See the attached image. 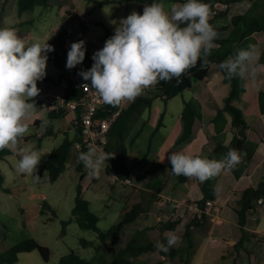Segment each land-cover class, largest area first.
I'll use <instances>...</instances> for the list:
<instances>
[{
  "label": "crops",
  "instance_id": "1",
  "mask_svg": "<svg viewBox=\"0 0 264 264\" xmlns=\"http://www.w3.org/2000/svg\"><path fill=\"white\" fill-rule=\"evenodd\" d=\"M99 1L102 0H62V3H60L61 0H57L55 4L42 5L48 7L51 15L55 9L51 7L60 3L58 11L56 12L59 19L56 22L57 17H54V20L52 21L54 23L56 22V24L50 28V32L46 31L45 27L42 31L43 35L39 37L40 41H45L51 33L57 34L58 39L56 43L58 46V40L62 31L65 30L68 17L70 14H75L78 18L77 36L78 38L81 36V30L83 26L86 25L88 28L86 33L89 40L88 45L91 55L93 56V47L98 46L99 43H102L103 45L100 46L101 49L104 47L105 42L108 39V29L112 35H114L115 27L119 25V22L132 12H137V10L142 7L140 0H127L122 3L113 2L105 4H101ZM245 1H247L248 6L247 9L242 12L237 11L238 9L232 10V7L236 5V3H233L230 5V14L227 17L214 19V14H210L209 22L213 27L229 26L228 30L217 32L218 38L223 39L231 33H236V29H234V26L231 23L233 15L246 13L247 11L252 12L253 14L264 13V0H243L237 3L240 4ZM4 2H8V0H3V5ZM165 2H172L173 4L185 3L174 0H161L159 3L163 4L165 11L169 12L170 6L165 5ZM224 6L225 5L221 3L217 4V10L227 8V5L226 7ZM82 17H86V20H82ZM32 21L33 18H30L23 20L22 23L25 24ZM112 21H116V24H112ZM24 35L25 37L29 36L28 38L34 36L31 30L26 31ZM214 43L216 46H219L218 43ZM244 45L247 47L249 45H254L256 50L260 53L259 64L264 65V63L261 62V56L264 50V33H253L246 38L242 48ZM54 51H56V49ZM50 54L51 52L47 55L49 56ZM70 74H72V71ZM223 78L224 76L219 69V66L217 64H212L207 79L196 85L194 83L191 87H194V89L197 87V89L192 90L193 92H191L190 97L188 94H185L186 91L181 94L183 97V105L179 109V116L175 121V131L173 130L174 135L170 139L162 133L161 128L165 125L164 120L161 128L156 131L158 122L155 124V115H153L151 122H149L148 118L145 120L147 111L134 127L131 136L128 139V144L130 146L129 165L132 169L131 176L134 178L136 184L132 185L133 190L128 193L127 210L131 208L132 203L139 202L144 204L148 210L146 209L136 220L140 224L139 227L126 232V236L124 237L126 241L120 246V248L127 244L137 230L152 226H158L159 228L162 221L177 219L180 223L176 230H166L164 233L166 235L178 236L179 243L177 246L183 244L184 241L182 235L186 229V224L191 222L194 218L189 203L197 202V200L203 197L202 182L195 178L182 183H177L174 179H169V181L163 185V182L161 181H164V174L167 173V171L164 169H158L157 167L158 165L169 163L168 156L173 152L184 151L195 156H205L203 155L205 151L208 150L209 153L216 147L217 144L211 147V140L223 135V133L217 132L213 118L215 117L218 108L224 106L225 97L230 91L228 88L230 85L224 82ZM250 80L251 81L247 82V91L249 95L236 100L239 101L236 106L242 109L250 126L247 130L249 136L247 147L252 154V159L245 173L238 178L231 169H224L220 175L215 177V186L218 191V196L214 199L215 205L212 213L207 214L206 218L202 219L198 225H192L191 227V237L193 240L192 249L185 250L183 253L181 252V254L175 258L161 255L158 250L149 251L134 258L136 262H146L149 264H195L193 263L192 253L201 246L202 250L198 254L200 259L196 264H264V240L260 238V235L264 232V202H262L260 207L259 204L256 210L249 215L245 227L248 236L239 249L236 247L243 235L236 211L238 208V200L247 187L257 186L264 179V114L261 112L259 102V93L261 90L264 91V68L260 70L255 79ZM64 87L65 84L63 86H58L52 81L42 79L40 93L44 91L64 89ZM144 92H146V90H144ZM193 97H197L201 100L203 104V117L196 121L192 136L183 143L178 144L177 141L181 137L184 129L182 112L185 100ZM173 98L167 101L168 106L171 104ZM37 107L41 108L42 111L46 110L49 113V110L43 109L40 105H37ZM163 112L165 119L167 108H165L161 114ZM67 115L70 117V125L67 128H64L62 132L65 135L69 134V131H75L76 133V126L73 123L76 116L73 112H69ZM227 117L229 122L227 125L228 134L226 143H229L233 137V128H231L232 115L227 112ZM33 123L37 126L43 124L40 114L35 116ZM38 136H42V134H38ZM134 137L135 140L132 143V138ZM139 140L142 141V146L138 148L137 143ZM74 149L76 148L74 147ZM133 152H135V157L132 158L131 156ZM75 171L77 172L76 166ZM162 185L164 188L160 190V186ZM1 187L2 189H6L5 185ZM155 232L159 233V229L152 233L155 234ZM122 237L123 236L120 235L118 238L121 239ZM154 239L157 240L156 234ZM238 250H240V252ZM229 259H232V261Z\"/></svg>",
  "mask_w": 264,
  "mask_h": 264
},
{
  "label": "clouds",
  "instance_id": "2",
  "mask_svg": "<svg viewBox=\"0 0 264 264\" xmlns=\"http://www.w3.org/2000/svg\"><path fill=\"white\" fill-rule=\"evenodd\" d=\"M210 9L202 0H187L170 5V12L160 3L146 5L143 14L132 12L115 27L102 49L93 54V65L80 70L79 75L113 107L132 102L145 89L157 83L180 78L194 68L202 58V66L216 46L218 33L209 22ZM116 24V21H112ZM54 46L45 42L27 45L15 30L0 28V150L5 148L20 155L16 166L19 174L41 180L38 166L43 155L36 149L23 147L20 141L28 132L27 121L35 105L30 102L40 93L37 82L46 76L48 55ZM85 41L73 42L67 55L66 67L71 69L85 59ZM254 45L240 48L234 56L220 63L228 79H255L264 65ZM115 154L90 146L80 152L78 160L89 177L98 178ZM172 173L205 182L235 168L242 156L230 149L222 160L202 158L184 151L168 156ZM45 171L44 176L46 177ZM179 237L168 235L158 241V251L167 253L177 246Z\"/></svg>",
  "mask_w": 264,
  "mask_h": 264
},
{
  "label": "trees",
  "instance_id": "3",
  "mask_svg": "<svg viewBox=\"0 0 264 264\" xmlns=\"http://www.w3.org/2000/svg\"><path fill=\"white\" fill-rule=\"evenodd\" d=\"M57 0H18V11L19 15L22 16L25 12H33L39 5H50L55 4ZM127 0H102L99 1L101 4L113 3V2H125ZM161 0H140L142 7L137 10L140 14H143L144 7L152 3H159ZM180 2H187V0H174ZM243 0H202L206 3L210 9V14H214L213 18L218 19L222 17H227L230 14V5L233 3L241 2ZM222 3L227 5V8L217 10V4ZM231 23L236 29V33H231L229 36L221 39L217 38L214 42L218 43L219 46H215L212 50L210 56L207 57L208 64L202 66L203 58L197 62L196 66L190 69L185 75L180 78V82L177 83L175 79L169 82L161 81L157 83L153 88L146 89V92H143L142 95L138 96L132 102H125L122 106L113 107L111 105L105 104L100 110L98 117H106L121 106L122 109L113 122L109 132H108V143H107V152L115 154L114 158L110 159L108 162V167L106 168L108 173L116 171L120 177L124 178L130 176L132 173L131 166L129 165V151L130 146L128 144V139L131 136V133L142 118L143 114L147 110H151L154 105V102L157 98L162 97L165 102L173 97L182 94L187 89L191 88L194 83H201L207 79L210 74V66L212 64H217L219 69L223 73L224 82L230 85L229 94L225 97V104L223 107L218 108L213 122L215 124L216 130L218 133H223L227 131V125L229 119L227 117V112L232 115V127L233 128V137L229 143H226V140L218 142L216 147L210 151L205 156H200L202 158L214 159L216 160L218 156L226 157V154L230 149H235L242 156V162L238 164L235 168L231 170L235 175L240 178L246 171L251 159L252 154L249 152L247 147L248 134L247 130L249 129L248 121L245 118L244 112L238 106H236L235 101L243 97L244 92L247 90V79L241 80L240 78L228 79L224 71L220 68V63L228 59L231 56H234L236 51L242 48L243 43L246 38L252 35L255 32L264 33V13L253 14L252 12L247 11L246 13H238L232 16ZM217 32H222L228 30L229 26L214 27ZM87 26H83L81 30V36L78 38V41H85V61L88 64V69H90L94 63L92 55L89 49V40L87 38ZM65 30L62 31L60 38L58 40V49L51 53L48 56V60H53L59 68L66 67V61L63 53V39H64ZM112 33L108 29L107 37L110 38ZM261 62L264 63V50L261 56ZM45 80L52 81L58 86L65 84V94L69 99H80L83 97V90L77 86L73 74L65 75L61 73L59 76H54L51 74H46L44 77ZM34 104L39 105L35 102V98L32 100ZM259 102L261 112L264 114V91L261 90L259 93ZM69 113L67 109L60 110H50L49 116L52 119L60 118L66 116ZM203 117V104L201 100L197 97L185 100L184 109L182 112V118L184 123V129L181 137L177 141L178 144L183 143L194 133V127L198 119ZM79 114L74 120L76 126V133L74 136L67 134L65 139L61 144L54 147L48 156L45 159L38 172L48 171L49 181L55 182L61 174L67 169L69 159L74 150V144L77 140L81 139V126L79 124ZM164 112L161 114L160 119L157 124L158 131L163 125ZM37 124V123H36ZM55 125L53 122H50L46 134H55L54 131ZM44 133V135H46ZM44 135L39 137V144H42ZM35 135L24 136L25 141H29ZM135 137L132 138V143L134 142ZM88 149L77 151V164L76 169L80 174L81 181L84 180L86 176L84 165L78 160V155L80 152H86ZM14 152L5 148L0 150V159L4 160L10 154ZM158 169H164L167 171L165 173V179L163 185L169 179H174L177 183L187 182L190 179L181 175L176 176L172 173L171 164H161L158 165ZM170 169V170H168ZM215 177L211 178L205 182H202L203 197L197 200L198 204L201 207L206 206L208 199H216L218 196V191L215 186ZM5 175L0 169V185L4 186ZM160 186V190L164 186ZM84 185L82 182L78 185V194L76 197V204L73 208V216L64 221V231L66 230L67 225L75 220L78 224L84 229H93L98 233V237L101 241H106L109 238L117 239L120 237L125 226L133 223L138 219V217L148 208L142 203H132L131 208L126 211L124 217L117 223L113 224L108 230H102L98 226L100 216L91 209V201L83 196ZM264 202V179L257 186L247 187L241 194V197L238 200V208L236 209L238 215V221L243 231L242 238L240 242L236 245L239 249L245 239L247 238L246 225L248 222L249 215L251 212L256 210L257 206ZM44 209H52L51 204L45 203ZM207 214H203L201 217H194L191 222L186 224V229L183 232V244L180 246H175L171 248L167 253L159 251L161 255H164L169 258H175L185 250H190L193 248V240L191 237V227L192 225H198L199 222L206 218ZM180 221L177 220H168L162 221L160 227L152 226L149 228L139 229L135 232L133 237L127 242V244L120 248L111 260L104 259L97 262L95 259H88L82 257L75 250L63 255L60 258L58 264H149L146 262H136L134 258L141 256L142 254L149 251H156L155 244L160 242H166V235L164 232L166 230H176ZM159 229L157 235V240H155V234L153 231ZM84 244H94L93 240H83ZM101 245V244H100ZM98 245V248L100 247ZM38 249L43 258L46 261H49L51 258V248L48 245L42 244L37 238L30 237L14 245L8 247L5 251L0 253V264H13L19 260V254L25 251H32ZM240 252V250H238Z\"/></svg>",
  "mask_w": 264,
  "mask_h": 264
},
{
  "label": "rangeland",
  "instance_id": "4",
  "mask_svg": "<svg viewBox=\"0 0 264 264\" xmlns=\"http://www.w3.org/2000/svg\"><path fill=\"white\" fill-rule=\"evenodd\" d=\"M60 3H62V0ZM60 3L51 7L55 8L51 15L48 7L39 5L33 12H25L20 16L18 13V0H8V2H4V5L3 0H0V28L15 30L17 35L22 37L27 45H31L35 42L41 44L48 42L54 46V50H57V34L51 33L45 41H40L39 37L43 35L42 31L45 27L46 31L50 32V28L56 24L59 19L56 12L58 11ZM171 4L173 3L165 2L167 6ZM247 6V1L240 4L236 3V5L232 7V10L238 9L237 11L242 12L247 9ZM224 7H226V5ZM54 17H57L55 23L52 21ZM30 18H33L32 22L22 23L23 20ZM29 30H31L34 35L32 38H28L29 36L25 37L24 35L26 31ZM100 46H103L102 43L93 47L92 52L95 53L99 50ZM243 48H247V46L244 45ZM52 52L53 51H51V53ZM72 69L73 68L69 69L67 67L59 68L54 61L48 60L46 74L59 76L60 73H63L69 75ZM249 81L251 80L248 79L247 82ZM41 82L42 80L37 82L39 89L41 87ZM196 84L195 82V85ZM228 88L230 89V86H228ZM196 89L197 87L195 89L194 87L189 88L186 90L185 94H188L190 97L191 92H193L192 90ZM247 95H249V93L246 90L243 96L245 97ZM177 96L178 97L175 96V98H173L169 106L168 102L166 103L162 98H158L153 109L147 110L145 115V120L148 118L149 122H151L153 115H155L154 121L155 124H157L161 112L167 108L166 117L164 119L165 125L161 129L163 135L168 139L174 135L173 130L175 131V121L179 116V109L183 105L182 95L180 94ZM238 102L239 101H236V105H238ZM37 114H40L43 120L41 126H37L33 123ZM50 122H53L55 125L54 131L56 133L52 135L45 133ZM27 123L29 129L25 136H35L29 141L22 139L20 144L23 147L36 149L43 155L41 163L38 166V169H40L42 162L48 158L52 149L61 144L65 139L66 135L62 131L70 125V117L66 115L52 119L49 117V113L46 110L42 111L41 108L35 105L34 113ZM44 133L46 135H44ZM74 133L75 131H69L71 136H73ZM38 134L44 135L41 145L39 144V137H37ZM227 134L228 132L211 140V147L215 146L223 139L226 140ZM141 142V140L138 141V148L142 146ZM207 153L208 150L205 151L203 155ZM131 157H135V152L132 153ZM222 159H224L223 156H218L216 160ZM19 160L20 155L17 152L10 154L6 160L0 159V169L5 174L6 178L4 184L6 189H2L0 186V253L15 243L30 237H35L42 244L48 245L51 248V258L49 261H46L41 252L35 249L21 252L19 254V260L13 264H58L60 258L72 250H75L82 257L95 259L97 262L104 259L111 260L120 249V246L125 243L126 240L124 237L126 236V232L139 227L140 224L135 221L125 226L121 233V236H123L121 239L109 238L106 241H101L95 230L84 229L75 220L71 221L64 231V221L69 220L73 216L72 211L76 204L78 185L81 182L84 185L83 196L91 201V209L100 216L98 226L105 231L124 217V213H126L125 211L127 210V196L128 193L133 190L132 185L122 183L112 184L110 173H108L106 169L102 171L100 176L96 179L89 177L85 169L86 176L84 180L81 181L80 174L78 171H75V166L77 164L76 149L73 150L67 169L55 182L49 181L48 171H46V177L44 176L45 171L38 172V175L41 177L39 182H34L33 177L17 173L16 166ZM46 202L51 204V210L44 209ZM261 205L262 203L259 207ZM84 239L93 240L94 244L86 245L83 243ZM98 245H100L99 248ZM201 250L202 248L200 246L197 250L193 251V263H198L200 259L198 254ZM229 260L232 261V259Z\"/></svg>",
  "mask_w": 264,
  "mask_h": 264
},
{
  "label": "built area",
  "instance_id": "5",
  "mask_svg": "<svg viewBox=\"0 0 264 264\" xmlns=\"http://www.w3.org/2000/svg\"><path fill=\"white\" fill-rule=\"evenodd\" d=\"M82 20H86V17H82ZM77 21V16H75V14H70L67 25L65 26L63 53L66 62L71 44L78 41ZM82 69L88 70V64L85 60L72 69L73 78L77 86L80 87L84 92L82 98L69 99L65 94V89H59L39 93V95L35 97V102H37L43 109H47L49 111L67 109L74 112L75 116H78L79 114L81 139L77 140L74 144V147L77 151L83 150L85 148L89 149L90 146H93L107 152L108 132L113 122L119 115L123 104L112 114L103 118L98 117L99 110L105 105V103L101 100L99 94L91 86L83 87L85 84L90 85L91 81H85L79 75V72ZM110 176L112 184H136L134 178L131 175L122 178L116 171H112ZM189 204L194 217H201L205 213L211 214L215 205L214 199H208L205 207H201L198 202H191ZM260 238L264 240V232L260 235Z\"/></svg>",
  "mask_w": 264,
  "mask_h": 264
}]
</instances>
